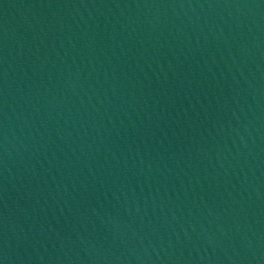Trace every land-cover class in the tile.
Instances as JSON below:
<instances>
[{
  "label": "water",
  "instance_id": "1",
  "mask_svg": "<svg viewBox=\"0 0 264 264\" xmlns=\"http://www.w3.org/2000/svg\"><path fill=\"white\" fill-rule=\"evenodd\" d=\"M242 113L264 249V0H233Z\"/></svg>",
  "mask_w": 264,
  "mask_h": 264
}]
</instances>
